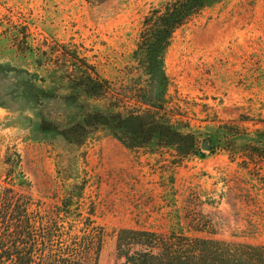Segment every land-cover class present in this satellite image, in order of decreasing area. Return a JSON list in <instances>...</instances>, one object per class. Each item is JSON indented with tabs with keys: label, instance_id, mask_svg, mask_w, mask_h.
I'll return each mask as SVG.
<instances>
[{
	"label": "rangeland",
	"instance_id": "374dc122",
	"mask_svg": "<svg viewBox=\"0 0 264 264\" xmlns=\"http://www.w3.org/2000/svg\"><path fill=\"white\" fill-rule=\"evenodd\" d=\"M163 1L0 0V185L17 151L7 181L44 208L82 186V209L92 205L105 232L99 264H121L123 228L264 244V160L244 161L264 150V0H209L173 36L166 88L134 55L144 16ZM88 76L109 81V95L87 91ZM160 94L173 129L193 135L187 153L158 134L127 147L113 120L80 143L64 134L87 114Z\"/></svg>",
	"mask_w": 264,
	"mask_h": 264
},
{
	"label": "trees",
	"instance_id": "16d2710c",
	"mask_svg": "<svg viewBox=\"0 0 264 264\" xmlns=\"http://www.w3.org/2000/svg\"><path fill=\"white\" fill-rule=\"evenodd\" d=\"M88 1L102 4L110 0ZM208 3L209 0H165L144 16L134 55L138 64L150 73L154 70L152 80L164 88L168 78L163 61L174 34L199 16ZM88 77L83 84L87 91L109 95V81ZM160 95L157 100L143 102V109L140 105L139 109L125 112L121 107L115 112L87 114L84 123L72 125L64 134L70 142L80 143L90 129L109 125L113 120L119 130L116 135L127 147L142 146L158 134L165 143L184 148L187 153L193 148V135L173 129L169 113L163 108L164 94ZM110 98L114 103L124 100L121 94ZM252 150L244 161L264 160L262 148L255 146ZM15 155V160L5 162L8 176L0 185V264H99L105 232L93 218L92 205L86 213L82 209L83 187L73 184L60 203L44 208L28 190H18L9 183L13 182L10 173L20 163L17 151ZM19 174L18 184L29 186L24 175ZM197 224L189 225L190 229L204 232L206 228ZM117 253L121 264H264V244L190 235L182 227L165 232L123 228L118 233Z\"/></svg>",
	"mask_w": 264,
	"mask_h": 264
}]
</instances>
